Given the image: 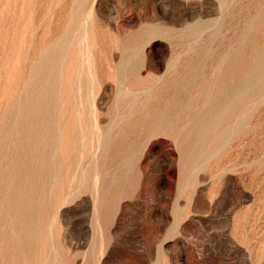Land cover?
Here are the masks:
<instances>
[{"label": "rangeland", "instance_id": "1", "mask_svg": "<svg viewBox=\"0 0 264 264\" xmlns=\"http://www.w3.org/2000/svg\"><path fill=\"white\" fill-rule=\"evenodd\" d=\"M0 264H264V0H0Z\"/></svg>", "mask_w": 264, "mask_h": 264}]
</instances>
